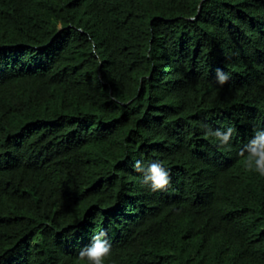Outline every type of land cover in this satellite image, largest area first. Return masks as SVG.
<instances>
[{"label": "trees", "instance_id": "16d2710c", "mask_svg": "<svg viewBox=\"0 0 264 264\" xmlns=\"http://www.w3.org/2000/svg\"><path fill=\"white\" fill-rule=\"evenodd\" d=\"M0 264H264V0H0Z\"/></svg>", "mask_w": 264, "mask_h": 264}]
</instances>
